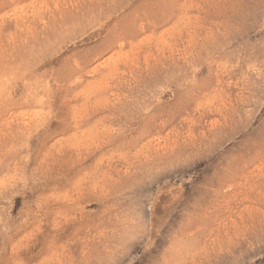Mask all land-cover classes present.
<instances>
[{"label": "rangeland", "instance_id": "obj_1", "mask_svg": "<svg viewBox=\"0 0 264 264\" xmlns=\"http://www.w3.org/2000/svg\"><path fill=\"white\" fill-rule=\"evenodd\" d=\"M0 264H264V0H0Z\"/></svg>", "mask_w": 264, "mask_h": 264}]
</instances>
